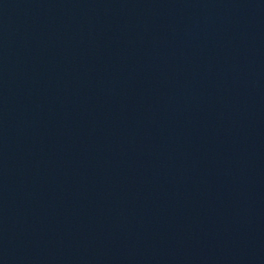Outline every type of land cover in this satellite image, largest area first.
Listing matches in <instances>:
<instances>
[{"label": "water", "instance_id": "95a60500", "mask_svg": "<svg viewBox=\"0 0 264 264\" xmlns=\"http://www.w3.org/2000/svg\"><path fill=\"white\" fill-rule=\"evenodd\" d=\"M0 264H264V0H0Z\"/></svg>", "mask_w": 264, "mask_h": 264}]
</instances>
